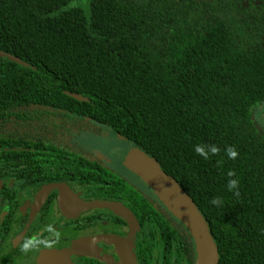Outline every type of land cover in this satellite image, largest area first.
I'll return each instance as SVG.
<instances>
[{
    "label": "trees",
    "instance_id": "1",
    "mask_svg": "<svg viewBox=\"0 0 264 264\" xmlns=\"http://www.w3.org/2000/svg\"><path fill=\"white\" fill-rule=\"evenodd\" d=\"M0 50L26 62L0 56V119L67 113L65 124L113 130L193 198L218 264H264V129L255 116L264 102V0H0ZM198 144L220 152L205 160ZM82 176L111 182L146 226L142 264L156 247L158 264H194L190 234L160 202L107 169Z\"/></svg>",
    "mask_w": 264,
    "mask_h": 264
},
{
    "label": "flooded vegetation",
    "instance_id": "2",
    "mask_svg": "<svg viewBox=\"0 0 264 264\" xmlns=\"http://www.w3.org/2000/svg\"><path fill=\"white\" fill-rule=\"evenodd\" d=\"M39 117L0 119V144H8L14 151H31L18 153L16 158H4L0 151V264H37L43 252L67 249L75 242L82 243L84 254L73 257L72 264H128L132 251L134 263L142 264L139 250L147 245L146 226L126 201L117 198L111 182L82 176L104 168L146 195L125 170L134 173L122 164V156L132 144L92 121L83 127L65 124L67 113ZM120 141H128L124 152ZM55 158L62 159L60 169L49 167ZM151 199L160 202L157 197ZM96 201L120 202L128 208L138 223L134 234L127 220L109 208L86 206ZM49 226L59 232L51 247L40 244L27 254L20 250L21 242L28 238H51ZM160 254L156 247L152 264H158Z\"/></svg>",
    "mask_w": 264,
    "mask_h": 264
},
{
    "label": "water",
    "instance_id": "3",
    "mask_svg": "<svg viewBox=\"0 0 264 264\" xmlns=\"http://www.w3.org/2000/svg\"><path fill=\"white\" fill-rule=\"evenodd\" d=\"M0 56L20 64H26L19 57L0 50ZM78 101H88V97L79 93L65 91ZM122 164L136 174L155 194L166 210L184 225L190 234L195 250L194 264H218L219 253L207 221L199 211L193 198L182 188L181 184L160 167L159 162L139 149L136 145L122 156ZM107 207L115 214L125 218L132 235L138 223L132 212L120 202H93L86 206ZM84 254L81 242H75L70 248L43 252L37 264H72L71 259ZM130 264L134 263V251L131 252ZM128 260V264H129Z\"/></svg>",
    "mask_w": 264,
    "mask_h": 264
},
{
    "label": "clouds",
    "instance_id": "4",
    "mask_svg": "<svg viewBox=\"0 0 264 264\" xmlns=\"http://www.w3.org/2000/svg\"><path fill=\"white\" fill-rule=\"evenodd\" d=\"M194 151L198 156L203 157L205 160L210 159L211 156L218 155L220 152V148L214 144L212 145H204V144H198L194 147ZM226 155L229 159L235 160L239 156V152L235 149L234 146H228L225 149ZM235 172L233 170H229L227 173L228 177H235ZM239 187V181L238 179H229L227 181V188L228 191L234 192L236 196H239L240 193L238 191ZM210 203L213 205H221L223 202L220 197H214ZM47 231L52 233L51 238H28L21 242L20 244V250L27 254L28 252L32 251L34 247L40 246V244H43L45 247H51L56 240L59 239V232L55 231L52 226H49Z\"/></svg>",
    "mask_w": 264,
    "mask_h": 264
},
{
    "label": "rangeland",
    "instance_id": "5",
    "mask_svg": "<svg viewBox=\"0 0 264 264\" xmlns=\"http://www.w3.org/2000/svg\"><path fill=\"white\" fill-rule=\"evenodd\" d=\"M255 116H256L257 122L264 129V102L261 104V106L256 111ZM127 142L128 141H123V142L120 141L119 142V145H121L120 147H121L122 152L126 151V149L128 148V143ZM121 169H123V168H121ZM123 170H125V168ZM125 171H126V173L128 175H130V177L132 179L131 181L136 183L146 195H148L150 198H156L155 195L152 193L151 189L149 188V186H147L144 182L140 181L138 179V177H136L135 174L132 175L129 171H127V170H125ZM158 252H159V250H156L157 256H158Z\"/></svg>",
    "mask_w": 264,
    "mask_h": 264
}]
</instances>
